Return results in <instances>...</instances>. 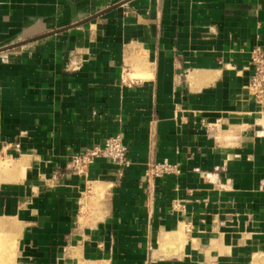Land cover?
Here are the masks:
<instances>
[{
  "label": "crops",
  "instance_id": "0c3cea01",
  "mask_svg": "<svg viewBox=\"0 0 264 264\" xmlns=\"http://www.w3.org/2000/svg\"><path fill=\"white\" fill-rule=\"evenodd\" d=\"M257 47L264 0H0V264H264Z\"/></svg>",
  "mask_w": 264,
  "mask_h": 264
},
{
  "label": "built area",
  "instance_id": "2783aa9c",
  "mask_svg": "<svg viewBox=\"0 0 264 264\" xmlns=\"http://www.w3.org/2000/svg\"><path fill=\"white\" fill-rule=\"evenodd\" d=\"M250 66L253 70V76L246 88L254 101L264 111V51L257 47L251 51ZM128 148L124 143L121 134L106 140L104 146H95L88 148L80 153L72 154L69 158L67 169L73 175L85 177L91 166L99 159L109 160L118 167L126 168L130 166L127 158ZM180 174L178 165L170 162H152L146 170L148 180H155L167 176Z\"/></svg>",
  "mask_w": 264,
  "mask_h": 264
},
{
  "label": "rangeland",
  "instance_id": "374dc122",
  "mask_svg": "<svg viewBox=\"0 0 264 264\" xmlns=\"http://www.w3.org/2000/svg\"><path fill=\"white\" fill-rule=\"evenodd\" d=\"M14 241L10 238L3 239L0 235V250H14ZM11 264V263H8Z\"/></svg>",
  "mask_w": 264,
  "mask_h": 264
}]
</instances>
